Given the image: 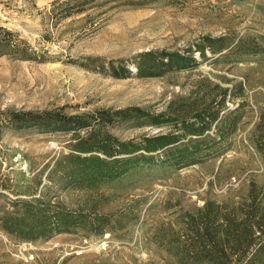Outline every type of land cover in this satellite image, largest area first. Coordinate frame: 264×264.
Here are the masks:
<instances>
[{
    "label": "rangeland",
    "instance_id": "rangeland-1",
    "mask_svg": "<svg viewBox=\"0 0 264 264\" xmlns=\"http://www.w3.org/2000/svg\"><path fill=\"white\" fill-rule=\"evenodd\" d=\"M53 1L0 0V26L45 58L0 55V112L81 115L89 128L139 141L176 132L173 121L152 123V116L200 95L205 85L200 80L207 78L228 88L232 98L226 105L237 108L231 115L237 122L195 164L177 167L158 151L150 162L95 188L69 184L53 170L55 159L85 129L18 130L0 123V217L17 209L15 199L32 193L69 208L102 194L100 212L130 207L133 217L101 235L77 229L34 241L15 239L0 228V264H166L154 239L159 227L176 229L181 215L195 213L207 200L238 201L252 182L264 200V131L257 128L264 125V0H96L67 16L51 13ZM204 36H224L228 48L219 53L205 48L201 56L193 50ZM162 49L193 54L197 63L140 75L138 55ZM127 108V118L114 113ZM99 111H108L112 120H99ZM170 115L162 120L173 119Z\"/></svg>",
    "mask_w": 264,
    "mask_h": 264
},
{
    "label": "trees",
    "instance_id": "trees-1",
    "mask_svg": "<svg viewBox=\"0 0 264 264\" xmlns=\"http://www.w3.org/2000/svg\"><path fill=\"white\" fill-rule=\"evenodd\" d=\"M95 1L54 0L51 13L59 16L80 13ZM205 48L211 53H219L228 46L224 36H204L193 51L204 56ZM0 55L22 60H45L28 41L1 26ZM138 58L140 62L136 67L143 76L160 75L173 68L187 69L197 63L193 54L183 55L164 49L158 51L157 55L154 51L141 53ZM152 68L161 71L154 73L150 71ZM200 83L205 84L200 95L195 93L185 97L171 104L170 112L152 116V123L173 121L176 132L143 136L139 141L119 140L106 131L89 128L91 123L84 116H68L54 110H4L0 112V123L5 125L6 122L18 130L50 132L85 129V134L73 136L70 150L55 159L53 170L60 172L69 184L95 188L123 176L137 163L150 162L153 153L158 151L168 155V162L177 167L195 164L201 160L202 152L213 148L217 137H227L237 122L236 118L231 117L237 108L229 109L226 105L232 98L229 90L217 84L211 85L207 78H202ZM129 110L127 108L114 113L127 118L131 115ZM98 114L101 121L112 120L108 111H99ZM170 114L173 119L167 117L162 120L164 115ZM258 127L264 131V125L262 127L259 124ZM257 189V185L252 182L246 195L238 201L207 200L195 213L181 215L176 229L171 225L164 229L159 227L154 239L166 253L165 263L264 264V200L263 194H259ZM105 200L99 194L85 206L69 208L60 201L45 200L32 193L12 202L17 209L0 217V228L15 239L34 241L72 233L77 229L101 235L125 226L132 208L125 207L111 213L100 212L99 207Z\"/></svg>",
    "mask_w": 264,
    "mask_h": 264
},
{
    "label": "built area",
    "instance_id": "built-area-1",
    "mask_svg": "<svg viewBox=\"0 0 264 264\" xmlns=\"http://www.w3.org/2000/svg\"><path fill=\"white\" fill-rule=\"evenodd\" d=\"M25 167H26V164H25V163H22V164H21V168L24 169Z\"/></svg>",
    "mask_w": 264,
    "mask_h": 264
}]
</instances>
